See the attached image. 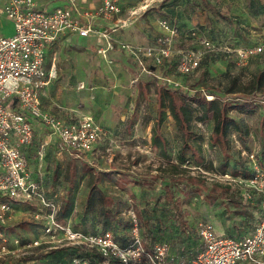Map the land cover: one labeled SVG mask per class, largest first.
<instances>
[{
    "label": "rangeland",
    "instance_id": "374dc122",
    "mask_svg": "<svg viewBox=\"0 0 264 264\" xmlns=\"http://www.w3.org/2000/svg\"><path fill=\"white\" fill-rule=\"evenodd\" d=\"M120 1L124 6L122 18L130 19L128 8H135L137 12L126 28H119L113 33L119 40L134 46H147V49L153 46L157 36L164 30L161 25L163 18L169 19L175 28L173 45L176 49H205L200 37L232 48L246 47L264 40V0ZM63 3L62 0H53L49 7ZM14 32V22L0 12V35L11 36ZM63 36L49 50V64L55 65L56 77L45 90L43 103L55 115L71 113L92 116L105 134L93 150L81 151L82 155L75 156L77 153L62 149L58 138L46 124L40 120L33 123V144L27 154L29 164L33 168L40 166L46 191L50 192H47L48 195L54 197L62 207L60 218L63 222L88 232L102 229V203L97 192L85 207L92 184L89 168L93 167L100 177V187L114 197L120 216L124 220L130 219L129 210L135 207L137 213L142 215L144 237L147 240L150 237L154 240L162 238L170 254L177 258L193 257L201 245L198 234L201 222L213 226L222 222L225 230L227 226L232 227L233 223H237L241 225V231L251 230L259 219L257 192L252 194L253 202L246 205L248 210L254 207L256 213L252 218L238 211L250 198L246 201L240 198V204L228 201L227 197L209 202L203 193L196 190L190 191L188 196L178 190V201L186 212L190 229L181 228L173 217L172 206L165 205L163 200L157 201L160 184L158 181L148 184L147 177L153 178L152 174L157 173L169 177L172 165L160 149L152 146L151 137L159 111L154 78L157 77L160 83L191 93L195 89L213 90L226 96L227 101L248 104V109L244 111L239 108L230 111L246 124L247 132L239 135L237 131H231L234 156L228 159L229 165L226 166L221 149L209 141L213 128L212 116L204 121L195 119V131L191 135V140L202 145L209 163H212L210 169L191 158L190 152L186 153L187 159L181 161L179 150L183 138L169 109L161 128L162 134L168 139L167 153L172 162H177L189 174L203 176L209 186L216 182L231 184L232 187H239L241 194H245L246 189L234 180L225 179L222 172H232L234 169L244 171L240 161H244L250 169V157L240 153L243 148L250 154L255 153L258 160L262 156L264 161V127L261 126L264 116V93L261 90L264 85H259L255 77L264 68V52L252 56L247 63H241L233 53L229 56L211 55L198 70L190 74L178 71L177 56H174L163 66H157L155 73L144 75L140 73L141 69L136 66L129 51H124L126 61L131 63V67L139 69L135 75L122 62L115 60L111 52L104 54L96 50L91 41ZM207 98H213V95L209 94ZM128 173L141 174L144 183L138 184L127 178L122 181L124 174ZM179 187L185 186L181 183ZM19 205L12 206V217L6 222L10 233L30 239L41 235L43 225L37 223L45 220L36 218L38 208L28 204ZM157 218H161L162 222ZM240 230H230L229 234L237 235ZM43 238L48 241L50 236ZM45 244L42 249L37 248L26 254L0 252V264H73L69 249L55 251ZM41 253V258L29 257Z\"/></svg>",
    "mask_w": 264,
    "mask_h": 264
},
{
    "label": "built area",
    "instance_id": "2783aa9c",
    "mask_svg": "<svg viewBox=\"0 0 264 264\" xmlns=\"http://www.w3.org/2000/svg\"><path fill=\"white\" fill-rule=\"evenodd\" d=\"M62 1V5L50 8L37 0H3L1 7L2 13L14 22L15 32L11 36H0V224H6L11 217L12 202L36 203L35 216L44 219L45 224L43 233L33 239L10 236L0 228V252L26 254L50 243L45 245L78 248L72 256L73 264H239L243 261L264 264V165L255 153L246 150L242 153L250 157L253 173L247 178L230 173L222 175L246 189V199L256 192L261 195L258 222L251 232L239 237L218 233L213 224L201 222L198 232L203 247L192 258L178 259L170 254L166 242L145 241L135 208L129 210L131 239L125 245L111 230L83 232L60 219L61 205L48 195L43 182L34 177L23 151L24 146L33 142L32 118L46 124L57 136L62 149L72 154L92 150L105 134L92 116L65 118L43 109L42 91L56 75L53 66L50 70L46 67L47 50L62 35L76 32L82 36L97 35L98 51L107 54L116 47L111 34L128 26L137 12L131 8L130 19L122 18L118 0H102L93 8L82 6L78 0ZM97 19H113L114 22L98 27ZM161 25L164 30L148 49L126 42L119 44L121 50L133 56L140 73L153 74L157 66H163L174 56H177L178 71L190 74L200 68L209 53H233L241 63H247L252 56L264 51V40L232 48L202 37L199 39L205 49H176L173 45L175 28L167 18L161 20ZM43 236L50 239L44 240Z\"/></svg>",
    "mask_w": 264,
    "mask_h": 264
},
{
    "label": "trees",
    "instance_id": "16d2710c",
    "mask_svg": "<svg viewBox=\"0 0 264 264\" xmlns=\"http://www.w3.org/2000/svg\"><path fill=\"white\" fill-rule=\"evenodd\" d=\"M216 54L220 56L228 55L222 52L214 53V54L211 53V54H207L204 57L203 61L205 59L207 60L208 56L216 55ZM112 57L122 62L124 59L122 53H119L117 56L112 55ZM133 70L135 71V69ZM137 73L135 71V74ZM255 77L259 85H264V68L258 71ZM154 79L158 94V100H159V111H158V119L155 123L154 131L152 134V146L155 149H160L164 158L167 159V161L171 162L172 173L169 175V177H167V175H163L159 173L152 174L151 177L153 178L147 177V183L151 184L152 181L159 182L160 195L157 197V201L163 200V203H165V205L169 204L170 206H172V208H174L173 217L175 216V220L178 221L181 228L190 229L188 220L185 217L186 212L183 210V208L181 207L178 201V196H177L178 190L181 191L183 194H185V196H188L190 191L196 190L198 193H203V196L207 200H210L209 202H214L216 199L224 200L227 197L229 199L228 201H231L236 204L237 203L240 204L239 199L241 198L244 201L246 198L244 194H241V190L239 187L236 188V187H232L231 184H223L218 182L212 183L209 186L206 178H203V176L189 174L185 172V170L181 168L177 162H172L170 156L167 153L168 139L161 132L162 124L168 115V109L175 118L177 127L179 128L182 134L183 141H182V146L179 150V157L181 161L186 160L187 159L186 153L190 152L191 158L195 159L198 162H202L207 169H210L212 168V163L211 162L209 163V160L204 153V149L202 145L191 140V135L195 131L194 120L197 119L200 121H204L210 116L213 117V128L212 131L210 132L209 140L212 144L218 146L221 149L222 154L226 159V164H225L226 166L229 165L228 159L234 156V151H233L234 142L231 137V131L232 130L237 131L239 135L245 134L247 132L246 124H244L240 118L232 115L230 111L234 108H239L240 110L244 111L248 109L247 108L248 104L234 103L232 100L227 101L226 96H222L220 92H216L213 90H210L208 92L202 89H195L194 92L191 93L189 91H184L181 88H173L166 85L165 83H160L157 77H155ZM261 91L264 93V87H262ZM209 94L213 95V98H207V95ZM244 97L246 99H253L252 97H246V96ZM261 126L262 128L264 127V116H262L261 119ZM243 150H246V148H243L241 150L240 152L241 155H245L242 153ZM260 157L261 160H259V162L262 165H264L263 157L262 156ZM244 163H245L244 161H240V165L244 166L245 169L244 171H241L239 169H234L232 170V172L224 171L222 172V174L230 173L233 176H242L247 178L253 173V170H252V166L249 169V167H247L246 164ZM89 169H91V173H92V179H91L92 184L90 185L88 191L85 207L90 204L91 198L97 192V196L102 203L101 209L103 214V220H102L101 231H105V230L113 231L116 239L122 245H125L131 239L130 231L132 227V220L131 218L128 220H124L120 216V210L119 207L115 205L114 197L106 193L100 187L99 184L100 177L97 171L94 170L93 167H90ZM126 178L130 181L134 180L138 184L144 183V177L141 174H135V173L124 174V178H122V181H124V179ZM181 183H183L185 187H179ZM258 196L259 198L256 199L257 200L256 203H258L260 209L261 195L259 194ZM252 200L253 199L250 198L247 200L248 201L247 203L242 204V207H245L246 210H243L244 208L241 207L240 210L238 211L240 213H246L248 211L246 205H249ZM137 215L139 219L141 234L144 240L148 242L157 241L154 240L153 237L148 238L149 240H147L144 237L142 231L143 228L142 215H140V212L137 213ZM157 220L162 222L161 218H157ZM120 229L125 232L120 234ZM83 232H87V231L83 230ZM229 236H238V235L229 234ZM22 238L30 239L25 237ZM202 247H203V241L201 239V245L197 248L193 256ZM58 249H69L72 254H74L76 251H79L78 248L72 246L56 247L53 250L57 251ZM29 257L41 258L43 257V255L41 253V255L38 256L31 255Z\"/></svg>",
    "mask_w": 264,
    "mask_h": 264
},
{
    "label": "crops",
    "instance_id": "0c3cea01",
    "mask_svg": "<svg viewBox=\"0 0 264 264\" xmlns=\"http://www.w3.org/2000/svg\"><path fill=\"white\" fill-rule=\"evenodd\" d=\"M38 2H39V4L40 5H42V6H50V4L53 2V0H37ZM79 1V3L82 5V6H84V7H88V8H93V7H95V6H97L102 0H78ZM118 2H119V4H120V6H121V8H122V12L124 11V6H122V4H121V1L120 0H118ZM3 4H4V2H3V0H1L0 1V12H2L1 11V7L3 6ZM128 11L130 10V8H128L127 9ZM126 10V11H127ZM113 22H114V20L113 19H111V20H106V19H97L96 20V24L98 25V27H100V26H104V25H107V26H110L111 24H113ZM126 28V27H125ZM115 32V31H114ZM0 36H3V35H0ZM63 36V35H62ZM61 36V37H62ZM70 36H74V37H77V38H80V39H83V40H86V41H91V43H93L94 44V46H95V48H96V50H98V47H99V40H98V36L97 35H95V34H91V35H89V36H82V35H80L79 33H76V32H69V33H67V34H64V36L63 37H70ZM111 36H112V38H113V40H114V42H115V44H116V47L115 48H113V50H111L110 52H111V56L113 55V56H117L119 53H122V55H123V62L122 61H120V62H122L124 65H125V67H127L128 68V70L129 71H131L133 74H135V71H136V73L139 71V69L138 70H136L134 67H131L132 65H131V63L127 60L126 61V57H125V52L123 51V50H121V48L119 47V43L120 42H124L123 40H119V38H116V36H115V33H112L111 34ZM119 35H117V37H118ZM60 37V38H61ZM59 38V39H60ZM58 39V40H59ZM57 40V41H58ZM53 46V44L48 48V50H47V59H46V67H47V69L48 70H50L51 69V65L49 64V50L51 49V47ZM115 60H117V59H115ZM119 61V60H118ZM136 62V61H135ZM136 66H138L137 65V62H136ZM138 68V67H137ZM133 69H135V71L133 70ZM53 70L55 71V65L53 64ZM139 73V72H138ZM137 73V74H138ZM142 74H144V75H147L146 73H142ZM136 75V74H135ZM55 77H56V75H55ZM55 77H53L52 78V80H51V82H50V84L49 85H47L44 89H43V91H42V94H41V102H42V106H43V109H45V110H47V111H49V112H51L50 111V109H48V108H46L45 107V105H44V103H43V95H44V92H45V90L47 89V88H49L50 87V85L52 84V82L54 81V78ZM52 113V112H51ZM57 116H61V117H65V118H76V117H80L79 115H73V114H71V113H69V114H56ZM32 120H33V123L34 122H37L36 120V118H32ZM55 137H57L56 135H55ZM151 141H152V137H151ZM210 141V140H209ZM32 144L33 143H31L30 145H26V146H24L23 147V151H24V153H25V155H26V157L28 156L27 154H28V152L30 151V149H31V147H32ZM99 144V142L98 143H96L95 144V146H97ZM95 146H94V148H95ZM93 150V149H92ZM80 155H82L81 154V152H79V153H77L75 156H80ZM27 159H28V157H27ZM28 164H29V160H28ZM29 167H30V169L33 171V175H34V177L35 178H37V179H40L42 182H43V185H44V187H46V183H44V177L42 176V174L43 173H41L40 172V170H41V168H40V166H39V168L37 167V168H33L30 164H29ZM46 189V188H45ZM47 192L48 193H50L49 192V190H47ZM255 200V199H254ZM253 202V200L251 201V203ZM86 203V202H85ZM19 204H22V205H26V204H28V205H34V206H36V208L38 207L37 206V204L36 203H16V202H12V206L14 205V206H20ZM255 209H257V208H255ZM12 212H13V210H12ZM60 213H62V212H60ZM255 210H254V207H253V209H251V210H248L246 213H242V214H245L246 216L245 217H248V216H251L252 218H254V216H255ZM12 215V214H11ZM12 217V216H11ZM59 217H60V214H59ZM61 219V218H60ZM62 220V219H61ZM63 221V220H62ZM43 220H40L39 221V223H37V224H42L43 226H44V224H45V221L43 222ZM65 223H67V222H65ZM222 223V222H221ZM220 222H219V224H216V226H214V227H216L215 228V230L218 232V233H222V234H227V235H229V231L230 230H240L241 229V225H239V224H235V223H233L231 226L232 227H229V226H227V228H226V230H227V232H226V230L224 229V224L222 223L221 224ZM68 224H70L73 228H75V229H77V230H81V229H78V228H76L75 226H73L71 223H68ZM7 226V223L5 224V225H3V226H1L2 228H3V230L5 231V232H7L10 236H17V235H12L11 233H10V231H9V227H6ZM254 228V227H253ZM253 228L251 229V230H246V229H244V230H240V232L237 234L238 236L237 237H239V236H243V235H245V234H247V233H249V232H251L252 230H253ZM41 229V228H40ZM102 230V229H101ZM101 230H99V231H101ZM83 231V230H82ZM122 230L120 229V233H124L125 231H122ZM88 232V231H87ZM90 232H93V231H90ZM39 236V235H38ZM38 236H35L34 238H37ZM31 239H33V238H31ZM157 241H164L163 239H160V240H157ZM72 256H73V254H72ZM239 264H248L247 262H240Z\"/></svg>",
    "mask_w": 264,
    "mask_h": 264
},
{
    "label": "water",
    "instance_id": "95a60500",
    "mask_svg": "<svg viewBox=\"0 0 264 264\" xmlns=\"http://www.w3.org/2000/svg\"><path fill=\"white\" fill-rule=\"evenodd\" d=\"M153 68H154V66H152ZM16 100L15 101H17V98H15Z\"/></svg>",
    "mask_w": 264,
    "mask_h": 264
}]
</instances>
